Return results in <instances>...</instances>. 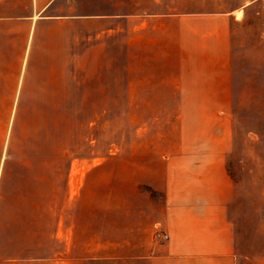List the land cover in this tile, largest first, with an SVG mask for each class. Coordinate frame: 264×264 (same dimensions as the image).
I'll list each match as a JSON object with an SVG mask.
<instances>
[{
  "label": "rangeland",
  "instance_id": "obj_1",
  "mask_svg": "<svg viewBox=\"0 0 264 264\" xmlns=\"http://www.w3.org/2000/svg\"><path fill=\"white\" fill-rule=\"evenodd\" d=\"M139 1L158 29L80 77L85 106L0 110V179L15 144L68 197L88 187L78 216L64 188L63 216H0V264H143L167 239L138 212L150 184L194 179L231 182L240 264H264V0Z\"/></svg>",
  "mask_w": 264,
  "mask_h": 264
},
{
  "label": "crops",
  "instance_id": "obj_2",
  "mask_svg": "<svg viewBox=\"0 0 264 264\" xmlns=\"http://www.w3.org/2000/svg\"><path fill=\"white\" fill-rule=\"evenodd\" d=\"M157 16V5L144 8L139 0H0V110H10V125L14 110L85 106L88 94L80 77L93 76L96 66L109 71L111 60L126 61L127 46L143 44L144 30L158 29ZM0 122L3 137L5 117ZM12 146L6 178L0 179V216H63L64 186L47 180L46 153ZM150 187L159 196L148 195L138 212L160 219L168 238L143 264L249 259L237 246L230 181ZM64 189L65 207L78 216L88 187L70 197ZM90 212L88 207L87 216Z\"/></svg>",
  "mask_w": 264,
  "mask_h": 264
},
{
  "label": "built area",
  "instance_id": "obj_3",
  "mask_svg": "<svg viewBox=\"0 0 264 264\" xmlns=\"http://www.w3.org/2000/svg\"><path fill=\"white\" fill-rule=\"evenodd\" d=\"M158 235L163 237V238H168V234H166V233L159 232Z\"/></svg>",
  "mask_w": 264,
  "mask_h": 264
}]
</instances>
